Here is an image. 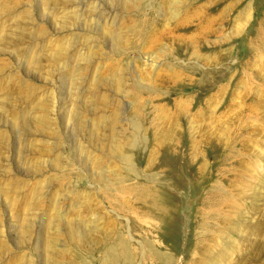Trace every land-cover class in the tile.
<instances>
[{
  "label": "rangeland",
  "instance_id": "374dc122",
  "mask_svg": "<svg viewBox=\"0 0 264 264\" xmlns=\"http://www.w3.org/2000/svg\"><path fill=\"white\" fill-rule=\"evenodd\" d=\"M0 264H264V0H0Z\"/></svg>",
  "mask_w": 264,
  "mask_h": 264
}]
</instances>
